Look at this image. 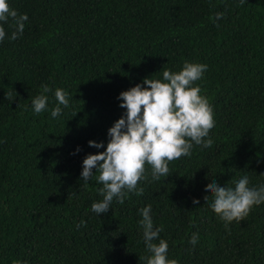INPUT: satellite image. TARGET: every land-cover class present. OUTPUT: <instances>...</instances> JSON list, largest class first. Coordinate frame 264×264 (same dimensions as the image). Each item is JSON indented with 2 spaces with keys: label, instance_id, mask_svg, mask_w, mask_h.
<instances>
[{
  "label": "trees",
  "instance_id": "16d2710c",
  "mask_svg": "<svg viewBox=\"0 0 264 264\" xmlns=\"http://www.w3.org/2000/svg\"><path fill=\"white\" fill-rule=\"evenodd\" d=\"M7 2L28 20L16 40L11 21L0 22V264H146L147 205L178 264H264V202L226 229L205 187L234 189L243 176L249 187L264 184V0ZM185 61L207 65L195 85L213 109L212 147L194 144L159 180L146 165L143 194L114 198L97 215L103 185L98 173L82 180V161L105 150L125 115L119 94ZM44 84L52 92L37 115L31 101ZM56 88L69 107L53 118Z\"/></svg>",
  "mask_w": 264,
  "mask_h": 264
},
{
  "label": "clouds",
  "instance_id": "9594fccd",
  "mask_svg": "<svg viewBox=\"0 0 264 264\" xmlns=\"http://www.w3.org/2000/svg\"><path fill=\"white\" fill-rule=\"evenodd\" d=\"M244 2L241 0L242 4ZM215 18L222 19L223 13H217ZM27 20V14H19L9 7L7 0H0V22L11 21L9 26L14 28L10 40L19 38ZM5 35L4 27L0 26V41ZM206 71V64L185 61L178 72L165 69L162 79L144 78L146 86L138 83L119 94L120 107L126 110L125 115L108 129L110 139L105 150L88 154L82 161V180L89 182L94 173H98L96 180L103 185L98 189L103 199L91 205L94 213L107 212L114 198L123 204L128 193L142 195L144 189L137 188V185L147 179L146 165L150 166L152 179L159 180L170 175L169 162L191 155L194 144L205 149L212 147L209 133L215 126L213 109L208 99L201 95V88L195 85ZM49 92L52 89L44 84L41 94L32 99L35 114L47 110L48 96L45 94ZM54 97L56 105L51 109V116L56 118L62 113L61 105L69 107V99L60 88L55 89ZM6 99L11 102L14 98L8 93ZM88 143L96 148L103 146L91 140ZM248 185V176H243L235 182L234 189L221 187L216 182L205 186L214 198L210 207L224 221L226 229L230 222L244 220L254 205L264 202V184L258 187ZM193 203L199 201L194 198ZM150 213L151 205L140 209L142 219L139 225L143 229L146 251L150 253L145 257L146 264H178L177 260L168 258V243L159 238L163 227H154ZM80 226H86V222L82 220L77 225ZM198 239V234L193 233L189 243L195 247Z\"/></svg>",
  "mask_w": 264,
  "mask_h": 264
}]
</instances>
